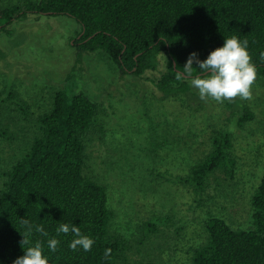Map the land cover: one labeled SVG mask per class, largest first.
I'll return each instance as SVG.
<instances>
[{"label": "trees", "instance_id": "obj_1", "mask_svg": "<svg viewBox=\"0 0 264 264\" xmlns=\"http://www.w3.org/2000/svg\"><path fill=\"white\" fill-rule=\"evenodd\" d=\"M66 16L80 31L74 40L77 59L83 53H101L113 62L120 75L136 77L156 71L161 54L166 69L155 87L165 96H191L189 80H176L193 52L203 61L224 39L237 36L248 41V52L264 85V0H22L0 5V32L14 20L29 15ZM193 76L200 74L194 63ZM73 73L65 79L51 106L37 117V131L25 153L0 173V264H13L27 247L41 241L48 264H158L130 260L129 241L113 229L114 211L107 186L90 162V148L103 135L101 107L74 86ZM23 118L28 107L19 106ZM252 118L244 109L242 123ZM5 133L0 129V136ZM232 139L225 130L210 137L209 151L177 181L201 195L210 177L225 172L232 177L235 160ZM248 228L231 227L223 218L211 216L205 226L207 240L192 250L188 264H264V175L250 199ZM32 227L29 245H21ZM172 223L171 216L152 215L143 230L156 233L157 225ZM60 224L74 225L94 239L90 252L72 251L70 232L57 235ZM42 226L47 236L35 231ZM60 241L55 253L47 241ZM145 240V239H144ZM106 249L111 255L105 258Z\"/></svg>", "mask_w": 264, "mask_h": 264}, {"label": "rangeland", "instance_id": "obj_2", "mask_svg": "<svg viewBox=\"0 0 264 264\" xmlns=\"http://www.w3.org/2000/svg\"><path fill=\"white\" fill-rule=\"evenodd\" d=\"M22 0H0V5ZM0 32V173L19 159L37 131V117L73 73L76 89L101 107L103 136L90 148L88 165L102 175L114 211L113 229L131 247L134 261L188 264L192 250L207 240L209 217L231 227L251 223L250 199L264 175V85L256 80L251 101L222 104L191 96H165L155 81L166 69L159 56L156 71L140 77L120 75L101 53L77 59L74 40L79 24L66 16L29 15ZM28 107L23 118L19 106ZM244 109L252 118L239 122ZM232 139L235 171L210 177L201 195L177 178L186 176L210 148L215 131ZM152 215H170L148 235L143 225ZM145 239V240H144Z\"/></svg>", "mask_w": 264, "mask_h": 264}, {"label": "clouds", "instance_id": "obj_3", "mask_svg": "<svg viewBox=\"0 0 264 264\" xmlns=\"http://www.w3.org/2000/svg\"><path fill=\"white\" fill-rule=\"evenodd\" d=\"M248 41H241L237 36L224 39L222 47L211 51L207 58L200 61L198 54L193 52L189 55L183 69L175 71L176 80H189L193 88L198 90L202 101H215L222 104L225 101L233 102L237 98L243 101H251L253 98L252 88L256 83L258 73L252 57L248 52ZM162 55V54H161ZM264 60V53H261ZM198 66L200 74L193 76V64ZM27 231L23 233L21 245L31 243L29 237L32 234V225L27 220H22ZM35 231L47 236L42 226H35ZM57 235H67L70 232L74 238L69 248L72 251L82 249L90 252L95 243L94 239L83 235L79 227L69 224H60L56 229ZM60 241L56 238L47 241L48 250L55 253L59 250ZM111 249H106L105 258L110 257ZM13 264H48L47 257L43 254L41 241H36L34 246L27 247L24 255L13 261Z\"/></svg>", "mask_w": 264, "mask_h": 264}]
</instances>
